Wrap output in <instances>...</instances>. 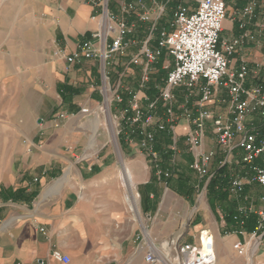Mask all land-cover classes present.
<instances>
[{
    "label": "crops",
    "instance_id": "crops-1",
    "mask_svg": "<svg viewBox=\"0 0 264 264\" xmlns=\"http://www.w3.org/2000/svg\"><path fill=\"white\" fill-rule=\"evenodd\" d=\"M192 1L141 0L132 11L124 10L126 0H109V6L137 22L141 32L142 25L148 26L138 21L142 13L166 25L175 2L195 9L198 0ZM225 1L228 13L222 35L229 38L238 32L233 16L245 0ZM28 2L26 10L17 12L16 24L0 25V264H66L51 258L54 250L71 258L67 264H146L149 242L170 243L172 250L173 243L194 241L201 230L218 240L226 226L223 213L212 210L207 197L204 214L191 225L187 219L192 198L158 181L153 165L138 148L122 159L111 152L80 157L70 150L81 144L76 131L89 119L81 108H95L102 97L100 62L70 64L54 53L71 54L90 38L100 25V7L90 0ZM242 61L254 67L250 83L262 80L264 34L259 43L236 53L231 67ZM122 68V61L110 68L114 80ZM216 111L225 110L216 106ZM60 112L67 116L58 119ZM254 123L263 129L256 114ZM187 130L184 120L177 127L182 152L178 162L187 161ZM131 147L128 143L123 148ZM203 149H218L212 135L205 138ZM219 159L220 155L213 170ZM263 189L247 186L244 204L260 207ZM228 200L239 204L230 196Z\"/></svg>",
    "mask_w": 264,
    "mask_h": 264
},
{
    "label": "built area",
    "instance_id": "built-area-1",
    "mask_svg": "<svg viewBox=\"0 0 264 264\" xmlns=\"http://www.w3.org/2000/svg\"><path fill=\"white\" fill-rule=\"evenodd\" d=\"M90 1L100 7L99 28L83 40L75 52L64 54L58 50L54 53L70 64L92 59L100 62L102 97L95 108L82 107L81 112L96 117L98 109L106 112L115 103L117 125L140 128L139 139L129 133L126 141L137 143L158 179L169 173L159 164L156 131L167 127L172 130L173 163H177L182 153L177 127L187 121L185 150L192 155L190 169L199 181H205L203 189H207L214 175L213 164L218 155L222 165L248 166V174L234 176L229 196L239 201L236 207L239 213L254 211L258 215L252 234L262 233L264 238V192L260 207L244 204L249 198L247 186L258 184L264 188V74L260 77L262 80L254 84L250 83V79L254 80V67L247 61H242L237 68L231 67L234 55L259 43L264 34V0H246L233 16L238 32L229 38L222 35L228 13L225 0H198L195 9L179 4L166 26H160L158 19L142 13L138 21L148 23L144 38L139 37L137 22L119 16L110 8L109 0ZM139 3L141 0L137 3L126 0L124 10L132 11ZM121 61L123 68L114 80L110 68L119 66ZM124 79H132L133 83H124ZM216 106L225 111L217 112ZM255 114L261 118L263 129L254 123ZM66 116L65 112H60L57 118ZM209 134L217 150L203 149ZM245 232L232 233L243 235ZM164 245L149 242L145 263L167 264L166 254L171 249ZM247 245L237 241L233 247L238 254L245 255ZM173 248L178 253L179 264H217L214 235L208 230L200 231L198 242L179 240L173 243ZM163 249H167L166 254ZM51 258L66 264L71 261L59 250H54Z\"/></svg>",
    "mask_w": 264,
    "mask_h": 264
},
{
    "label": "rangeland",
    "instance_id": "rangeland-1",
    "mask_svg": "<svg viewBox=\"0 0 264 264\" xmlns=\"http://www.w3.org/2000/svg\"><path fill=\"white\" fill-rule=\"evenodd\" d=\"M192 3L195 4L197 3V1H192ZM28 7V0H0V25L4 22H7L10 25L16 24L19 18L17 12L20 10H26ZM112 104L113 105H110L108 107V111L106 112H103L99 109L97 110L98 113L96 114V116H100V123L98 124V126L97 124H95L96 117L88 115L89 119L87 120V123L82 125L83 127L79 128L76 131V135L82 138L81 144L79 146H77L75 149L74 147L70 148V150L73 151L76 156L87 155L88 157L96 155L97 153L111 152L115 154L119 159H122V155L124 153L132 151L139 152L140 149L136 145V142L131 144V148H133L134 150L122 147L119 136V131L122 129V126L117 125L118 120L114 118V114L116 113L115 108H117V106L115 103ZM109 118H111L113 125H111ZM113 131L116 133V142ZM136 148H138L139 150H136ZM195 178L196 191L195 194H193V196L191 197L192 205H190V214L189 218L187 219L188 222L193 221L191 225L200 221L202 214H204L205 212L203 206H207V189H203L205 186V181H199L196 176ZM202 196L204 200L203 203L200 201V197ZM209 206L213 210L210 203ZM147 231L148 232H146V234L149 235V230L147 229ZM221 235L222 236H218V240L216 239V237H214L219 260L217 261V264H250L249 258L252 254L253 245L257 240H259V246L257 251L252 256V262L253 264H264V253L262 252V249L264 247V238L261 236L262 233H258L256 236H253L252 233L248 232H245L243 235H238L235 233L227 235L221 233ZM194 241L198 242V237H195ZM237 241H242L244 244L248 243V254H238V252L233 247L234 243H236ZM164 246L166 247L169 245H167L166 243ZM162 251L164 254H166L167 252V250L165 249H163ZM168 253L169 254H166L169 259L167 264H179V256L177 251L172 248V250Z\"/></svg>",
    "mask_w": 264,
    "mask_h": 264
},
{
    "label": "trees",
    "instance_id": "trees-1",
    "mask_svg": "<svg viewBox=\"0 0 264 264\" xmlns=\"http://www.w3.org/2000/svg\"><path fill=\"white\" fill-rule=\"evenodd\" d=\"M178 5L179 4L177 2L174 3L175 10ZM175 10L172 11L173 14ZM259 10L260 9H258V11ZM166 25L164 24L161 26ZM140 30L142 31L139 32V37L144 38L147 33V25H142ZM129 133L134 139H139L141 137L140 128H122L119 136L120 143L123 147L128 145V142L126 141V134ZM156 138V149L160 154L159 164L163 170L169 173L168 176H162L161 179H158V181L166 183L178 193L191 198L196 191V178L190 169V163L192 162L190 153L185 152L187 153L186 162L173 163L174 151L171 149V145L173 143L172 130L167 127L164 130L156 131ZM213 172L214 175L207 185V197L213 210L219 209L223 213L226 226L222 229V234L232 233L240 230L253 233L258 221V215L254 213V211L246 212V214L239 213L236 210V206H234L233 203L230 204L228 200L229 188L234 176L236 174H248V166L242 164L240 166L230 167L227 164L222 165L218 161Z\"/></svg>",
    "mask_w": 264,
    "mask_h": 264
},
{
    "label": "bare ground",
    "instance_id": "bare-ground-1",
    "mask_svg": "<svg viewBox=\"0 0 264 264\" xmlns=\"http://www.w3.org/2000/svg\"><path fill=\"white\" fill-rule=\"evenodd\" d=\"M107 111V110H106ZM100 121V116L99 115H97L96 116V118H95V124H97V126H98V124L100 123L99 122ZM110 121V120H109ZM95 128H97V127H95ZM96 130V129H95ZM113 134H114V138H115V135H116V133L113 131ZM115 142H116V138H115ZM118 149V148H117ZM128 172V171H127ZM126 178H127V180H129L130 182H131V174H129V173H127L126 174ZM200 201L203 203V196L202 197H200ZM146 232H148L147 230H146ZM258 246H259V240H257L256 242H255V244L253 245V250H252V254L250 255V258H249V260H250V264H253V262H252V256H253V254L257 251V249H258ZM217 261H219L218 260V254H217Z\"/></svg>",
    "mask_w": 264,
    "mask_h": 264
}]
</instances>
